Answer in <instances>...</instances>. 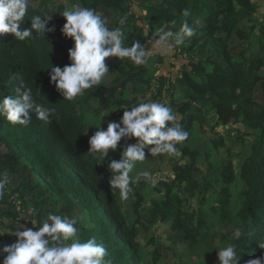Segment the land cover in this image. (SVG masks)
I'll return each mask as SVG.
<instances>
[{"label":"trees","instance_id":"trees-1","mask_svg":"<svg viewBox=\"0 0 264 264\" xmlns=\"http://www.w3.org/2000/svg\"><path fill=\"white\" fill-rule=\"evenodd\" d=\"M73 2L30 0L29 17L53 14L47 26L55 25V32L45 37L34 33L25 41L12 34L0 36V101L16 96L23 83L38 102L53 109L47 121L33 114L27 126L0 116V178L9 177V186L22 199L27 227L33 228L31 219L42 224L49 213L74 217L81 241L94 237L102 242L112 264H182L194 258L216 264L221 240L236 246L241 264L264 257V0ZM76 4L94 9L110 29L122 28L129 46L137 40L147 47L164 25L178 31L184 8L192 12L189 23L199 19L201 25L193 37L173 48L175 56H189L179 61L182 71L170 77L157 74L166 62L163 51L143 66L107 58L110 71L102 82L69 101L51 83L50 68H62V59L74 46L61 32L66 20L60 13ZM30 26L26 17L22 29ZM153 87L155 101L175 108L176 122L189 137L177 145L181 154L172 164L174 176L167 174L153 187L162 197L146 199L143 190L150 182L144 180L133 185L127 207L119 190L110 188L107 167L121 158L126 142L122 139L105 159L90 153L93 118L97 121L110 111L107 118L114 114L119 119L120 109L136 101L132 93L147 98ZM195 132L209 136L204 154L194 146ZM220 147L225 152L215 163L211 148ZM0 201V228L9 226L4 220L11 214L12 224L23 221L8 195ZM80 212L87 215L81 223ZM157 223L169 230L168 244L156 233ZM237 231L242 234L238 238ZM4 238L7 244L16 240L9 234L0 236ZM166 252L177 259L170 262Z\"/></svg>","mask_w":264,"mask_h":264},{"label":"clouds","instance_id":"clouds-1","mask_svg":"<svg viewBox=\"0 0 264 264\" xmlns=\"http://www.w3.org/2000/svg\"><path fill=\"white\" fill-rule=\"evenodd\" d=\"M29 4L30 0H0V36L12 34L15 39L25 41L33 39L34 33L45 37L46 32H55V25L47 26L53 14L45 12L29 17ZM60 15L66 20L61 32L74 41V46L68 50L70 64L63 68H50V81L63 98L69 101L102 82L110 71L105 62L107 58L127 59L136 66L146 65L154 52L183 45L196 34L197 27L201 25L199 19L190 24L192 12L184 8L181 11L184 21L178 31L173 32L164 25L153 33L147 43L150 47L137 40L129 46L125 43L123 29H110L106 20L94 9L76 4L66 8ZM26 17L30 19L31 26L22 29ZM16 91V96H8L0 101V116L14 125L24 126L31 122L33 114L39 120L49 119L53 109L38 102L30 87L22 83ZM176 121L177 116L166 103L149 101L125 110L119 121L108 122L106 130L102 124L95 126L97 131L89 139L90 153H98L105 159L110 150H118L122 139L126 142L121 158L107 164L111 172L110 188L119 190L122 201H127L133 191L136 178L130 173L137 163L145 161V149L152 157L181 154L177 145L188 139L189 132ZM132 138H136V143H127ZM139 176L153 185L157 183L151 171H143ZM6 184L7 180L0 178V196ZM15 224L14 232L10 228H0V236L9 234L16 237L12 244H4L0 240L2 264H112L110 259H106L109 252L102 242L94 237L81 241L75 219L49 213L42 224L32 223L34 228L27 227L25 223ZM235 235L238 238L242 234L237 231ZM260 247L264 248V244H260ZM217 256L216 264H241L242 260L235 245L218 250ZM245 264H264V257L249 259Z\"/></svg>","mask_w":264,"mask_h":264},{"label":"rangeland","instance_id":"rangeland-1","mask_svg":"<svg viewBox=\"0 0 264 264\" xmlns=\"http://www.w3.org/2000/svg\"><path fill=\"white\" fill-rule=\"evenodd\" d=\"M65 3L67 5H70L72 6L73 4H75L73 2V0H65ZM144 13H146V11H144ZM257 40H259V38H257ZM150 42V41H149ZM147 47H150V45H148ZM255 50H258L259 47H256L254 48ZM157 52V51H156ZM174 49L172 48L171 50H165L163 51V55L165 56V60L166 62L162 65H160V69L159 71L157 72V74H165V75H168L169 77L171 75H173L174 73H178L179 71H182L181 70V67H182V61H185L184 59H187L189 56L187 53H184V52H180L178 53L177 56L174 55ZM154 54H156L154 52ZM153 54V55H154ZM180 61V62H179ZM106 63L108 62V59H106L105 61ZM176 63V64H175ZM67 64H70V60H69V56L66 55L63 59H62V68L67 65ZM174 64V65H173ZM142 86H144L142 84ZM154 87L147 92V95L148 97H144V93H137V94H134L132 93V97H135L136 98V101H134L132 104H130L129 108L127 109H120V114H118L120 117L119 119L123 116V112L125 110H130V107H133L135 105H137L138 103H142V102H149V101H155V92L156 91H153ZM142 90H145V86H144V89ZM86 95V94H85ZM169 100L172 101V97H169L168 98ZM170 106V105H168ZM124 107V106H123ZM173 112L175 113V108H173ZM110 111L106 112L104 115H101V117H99V119H97L96 121V118H93L94 120V129L93 131H97V128L95 126H100L102 124V126L104 124H106V122H110V121H119V119H117L115 117L114 114L110 115L108 118H110V120L107 118V116L109 115ZM97 122V123H96ZM221 130V129H219ZM222 131V130H221ZM230 132H232V134L236 133L237 131H234V130H230ZM209 137V136H208ZM208 137H205V135H200L198 134V132H195L194 133V137L193 139L195 140L194 141V146L197 147V149H199L203 154L206 153V150H204V147L208 144L209 140ZM207 140V141H206ZM205 141V142H204ZM136 143L133 142V144ZM211 145V144H210ZM194 147V148H195ZM237 150H241V148L239 147H235ZM115 151H112L110 150L109 151V154H114ZM145 152H146V159L144 162H140V163H137L136 167L134 168L133 170V174H134V178H136V184H140L141 182H143L145 179L142 177V176H139V173L143 172V171H151L157 178V181H159L160 179L162 178H166L167 174H169L170 176H174V172H172V164L175 162V161H178L177 158H175L176 156H170L168 154H160V155H157L155 157H152L151 154L146 151L145 149ZM225 152L224 150V147H220V150L217 151L216 149H213L211 148V158L213 161H217L218 163V160H221V158L223 157V153ZM96 155L98 156H101L100 154L96 153ZM222 155V157H221ZM217 165V164H216ZM203 169L204 171L206 170V167L205 165H203ZM1 178L3 179H6L7 180V184L5 185V188L3 190V195L0 196L2 197V200L5 199V194L8 195V199L10 202H12V204H16V207H17V211H22V216L21 218L23 219V221L21 223H25L27 226H29L30 222H29V216H27L26 212H24L23 210V201L22 199L19 198V194L17 192L14 191V189H12L10 186H9V183H10V178L7 177L6 175H3ZM154 185L153 184H149L144 190H143V196L148 199L149 201H151L152 198L156 197V198H159V197H162L161 194L157 193L155 190H154ZM135 200V198H133ZM133 200V201H134ZM1 203V201H0ZM131 203L132 201H125L124 202V205L127 206V207H130L131 206ZM80 216H81V219L78 220L79 223H81L83 221L82 218L86 217V213H82L80 212ZM3 212H1L0 215H2ZM8 219L4 220L9 226L8 227H5V226H1V228H10V230L13 229V231H15V228H14V225L15 224H12V214L11 216H7ZM72 219H74V217H71ZM2 219V218H1ZM0 219V220H1ZM31 224L32 223H36L38 225V222L37 220L35 219H31ZM3 223V220L0 221V225H2ZM11 225V227H10ZM33 228H34V225L32 224ZM30 228V227H29ZM156 233L158 234H161V240L163 243L165 244H168L166 238H167V234L169 233V230L167 229V227L163 226L162 224H159L158 227L156 228ZM4 244H7V239L4 238L3 240ZM220 244H221V247L224 248L226 246H228L229 244L224 241V240H221L220 241ZM166 257L167 259L170 260V262H172L173 260H176L177 257L173 256L170 252H166ZM169 262V263H170ZM182 264H209L207 263V261L203 258H198V259H190L189 262L188 261H184Z\"/></svg>","mask_w":264,"mask_h":264},{"label":"built area","instance_id":"built-area-1","mask_svg":"<svg viewBox=\"0 0 264 264\" xmlns=\"http://www.w3.org/2000/svg\"><path fill=\"white\" fill-rule=\"evenodd\" d=\"M0 264H2V257H0Z\"/></svg>","mask_w":264,"mask_h":264},{"label":"water","instance_id":"water-1","mask_svg":"<svg viewBox=\"0 0 264 264\" xmlns=\"http://www.w3.org/2000/svg\"><path fill=\"white\" fill-rule=\"evenodd\" d=\"M159 223L156 224V228L158 227Z\"/></svg>","mask_w":264,"mask_h":264}]
</instances>
